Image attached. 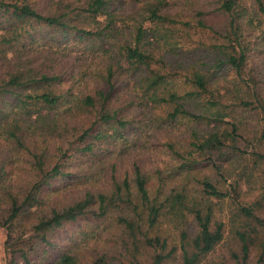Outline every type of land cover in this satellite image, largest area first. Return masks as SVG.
Listing matches in <instances>:
<instances>
[{
  "label": "trees",
  "instance_id": "1",
  "mask_svg": "<svg viewBox=\"0 0 264 264\" xmlns=\"http://www.w3.org/2000/svg\"><path fill=\"white\" fill-rule=\"evenodd\" d=\"M120 1L0 0V57L18 61L0 77L4 264H264L258 204L230 220L241 253L216 252L221 202L264 168V0H143L130 13ZM36 26L99 42L107 88L59 89L60 74L23 63L12 44ZM142 134L171 159L125 166ZM209 171L237 178L222 189Z\"/></svg>",
  "mask_w": 264,
  "mask_h": 264
},
{
  "label": "rangeland",
  "instance_id": "2",
  "mask_svg": "<svg viewBox=\"0 0 264 264\" xmlns=\"http://www.w3.org/2000/svg\"><path fill=\"white\" fill-rule=\"evenodd\" d=\"M143 0H121V9L122 13H130L133 10L140 8ZM117 6V4H116ZM5 17L2 16L0 12V27L5 25ZM130 22H133L130 20ZM3 32V31H0ZM31 33L33 38H30L27 34H22L21 37L15 41L12 45L17 49L22 45H26L23 48L20 59L23 63L29 62V67L35 65L36 68L38 64L42 63V66L46 72L49 74H60L62 82L58 85L59 89H71L75 92H84V93H94L98 89L107 88L104 82V75L106 74L105 70V59L100 55L99 51V42L85 44L84 46L77 45V40L71 38L54 36V32L51 29H48L43 26H36L32 28ZM56 34V33H55ZM59 37V38H58ZM58 38V39H57ZM1 52V49H0ZM17 55L9 52L7 58L1 59L0 57V77H7L9 73L13 72L18 64V61L15 59ZM261 120L258 118L255 119L254 123L257 126L258 130H261L264 127L263 114L260 115ZM249 127L254 131L252 125L249 123ZM150 135L146 134L135 139L132 137L129 142L131 146L134 145L132 152L124 158L123 164L125 166L131 165V159H138L142 162H145V166L148 168H153L156 165L163 166L164 162L171 159V153L160 143V139H151L148 138ZM142 140V143H137L138 140ZM163 144V143H162ZM251 150H248V153H251ZM264 150V148H262ZM243 164L240 165V167ZM215 170V169H211ZM212 180L218 183L222 189L230 188L231 184L235 183L237 178L235 175H226V183L221 180L216 171H209ZM254 179V181H253ZM242 180V179H241ZM251 185H243L244 181H241L243 185L241 197L235 201L227 197L224 201L221 202L220 208L222 209L219 212V216H222L225 222L227 223V233L224 241L218 246L216 252L219 253L236 251L239 254L241 253L240 244L238 243V238L235 234L236 226H239L240 223L232 224L231 218L233 215L238 212L239 208L243 205L258 204L256 214L264 218V168L261 170L255 171V176L252 178ZM245 184V183H244ZM260 200V203H255ZM260 204V205H259ZM79 225L73 224L67 226L66 230H62V235H57V238L60 242L68 240L69 234H77L79 231ZM73 235V236H74ZM264 235V234H263ZM175 240L179 241L180 237L178 234L174 235ZM262 236V235H261ZM5 240H6V231L4 228L0 227V264H4L5 259ZM175 241V242H176ZM221 259L217 257V254L210 255L204 262L209 264H220ZM125 264H131L130 261H127ZM166 264H177L176 262L169 261ZM200 264H204L201 262ZM229 264H237L236 261Z\"/></svg>",
  "mask_w": 264,
  "mask_h": 264
}]
</instances>
